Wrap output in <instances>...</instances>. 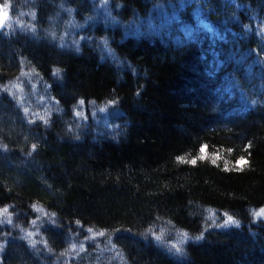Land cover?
Masks as SVG:
<instances>
[{
  "label": "trees",
  "instance_id": "trees-1",
  "mask_svg": "<svg viewBox=\"0 0 264 264\" xmlns=\"http://www.w3.org/2000/svg\"><path fill=\"white\" fill-rule=\"evenodd\" d=\"M0 7V264H264V0Z\"/></svg>",
  "mask_w": 264,
  "mask_h": 264
},
{
  "label": "rangeland",
  "instance_id": "rangeland-1",
  "mask_svg": "<svg viewBox=\"0 0 264 264\" xmlns=\"http://www.w3.org/2000/svg\"><path fill=\"white\" fill-rule=\"evenodd\" d=\"M2 11H1V7H0V23H2L3 22V20H4V18H5V15H4V13H1ZM4 12V11H3ZM225 221L226 222H230L229 221V218H226L225 219ZM175 247V246H174ZM176 248V247H175Z\"/></svg>",
  "mask_w": 264,
  "mask_h": 264
},
{
  "label": "snow or ice",
  "instance_id": "snow-or-ice-1",
  "mask_svg": "<svg viewBox=\"0 0 264 264\" xmlns=\"http://www.w3.org/2000/svg\"><path fill=\"white\" fill-rule=\"evenodd\" d=\"M7 16V13L5 12V17ZM193 163H195V161H192ZM258 215H264V210H261L260 213H258ZM229 221L232 222V218L229 217Z\"/></svg>",
  "mask_w": 264,
  "mask_h": 264
}]
</instances>
